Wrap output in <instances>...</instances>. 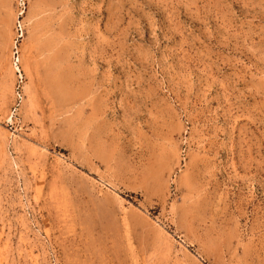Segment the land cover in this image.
Returning a JSON list of instances; mask_svg holds the SVG:
<instances>
[{
    "label": "rangeland",
    "instance_id": "1",
    "mask_svg": "<svg viewBox=\"0 0 264 264\" xmlns=\"http://www.w3.org/2000/svg\"><path fill=\"white\" fill-rule=\"evenodd\" d=\"M0 264H264V0H0Z\"/></svg>",
    "mask_w": 264,
    "mask_h": 264
},
{
    "label": "bare ground",
    "instance_id": "2",
    "mask_svg": "<svg viewBox=\"0 0 264 264\" xmlns=\"http://www.w3.org/2000/svg\"><path fill=\"white\" fill-rule=\"evenodd\" d=\"M57 84V83H56Z\"/></svg>",
    "mask_w": 264,
    "mask_h": 264
}]
</instances>
